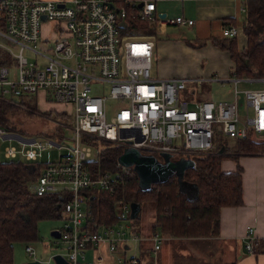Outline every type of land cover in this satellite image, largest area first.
Masks as SVG:
<instances>
[{
  "label": "built area",
  "instance_id": "2783aa9c",
  "mask_svg": "<svg viewBox=\"0 0 264 264\" xmlns=\"http://www.w3.org/2000/svg\"><path fill=\"white\" fill-rule=\"evenodd\" d=\"M142 1L139 6L138 2ZM157 0H0V100L23 105L43 118L46 112L24 102L28 96L43 93L48 99L72 106L68 114L70 145H62L46 133L23 134L0 125V143L4 158L23 160L33 168L47 148H65L54 161L41 162L32 190L36 194L68 190L70 198L62 206L63 223L58 228L59 252L70 264H85L88 248L106 247L108 251L126 252L129 241L139 235L127 234L121 222L130 219V202L119 199V219L112 223H88L89 205L83 191L87 187L111 189L118 173L93 175L90 160L97 148L88 140L107 142L140 153H151L163 161L162 153L171 159L191 157L212 151L221 135L264 142V85L240 89L238 82L261 81L230 74L232 99H198V87L216 74L207 76L158 77L152 72L154 38L133 30L131 22L139 19L149 26L158 24L190 25L192 18L179 14L164 16L157 11ZM44 22H52L48 34ZM238 26H226L223 36H236ZM27 53L31 54L28 58ZM8 60L14 66L10 77ZM184 90L193 93L189 105ZM243 93L246 110L240 113L238 94ZM16 102V103H17ZM251 106L252 113L248 112ZM63 127V126H62ZM62 134L58 139L63 138ZM247 226L244 247L254 252L256 238ZM154 248L160 236H151ZM31 256L34 248L27 244ZM116 256L115 262L138 256ZM141 264H144L140 262Z\"/></svg>",
  "mask_w": 264,
  "mask_h": 264
},
{
  "label": "trees",
  "instance_id": "16d2710c",
  "mask_svg": "<svg viewBox=\"0 0 264 264\" xmlns=\"http://www.w3.org/2000/svg\"><path fill=\"white\" fill-rule=\"evenodd\" d=\"M243 5L241 28L246 36L245 45L239 48L236 36H223L222 33L221 36L211 35L209 39L229 53L232 60L231 74L241 78L256 77L264 72V0H243ZM232 21L234 19L230 18V22ZM133 30L153 38L160 37L155 25L149 26L139 19L131 22L127 32ZM11 107L14 105L0 101V125L23 133L7 124L5 116ZM46 134L55 139L62 135L55 134L54 130ZM87 142L93 143L97 148L96 157L89 162L92 174H119L111 189H84L85 201L89 205L87 222L96 225L118 220L116 202L119 199L139 204L148 202L154 209L152 232H159L167 237L218 235L220 208L243 203L242 168L237 164L235 170L223 171L221 159L231 157L237 161L239 155L264 154V143L252 141L249 135L233 139L230 145H226L219 137L212 151L191 155L194 164L184 170L183 180L196 185L198 192L189 198L180 190L174 174L164 181L152 183L149 189H141L132 167L121 166L117 161L121 153L120 146L91 140ZM222 145L225 147L224 152L218 153ZM40 165L37 162L35 169L23 160L0 158V264H12L13 245L16 241L27 242L39 238V220L64 216L62 206L70 198L68 190L36 194L30 188L39 174ZM137 218L138 215L131 221ZM115 264L133 263L127 259Z\"/></svg>",
  "mask_w": 264,
  "mask_h": 264
},
{
  "label": "crops",
  "instance_id": "0c3cea01",
  "mask_svg": "<svg viewBox=\"0 0 264 264\" xmlns=\"http://www.w3.org/2000/svg\"><path fill=\"white\" fill-rule=\"evenodd\" d=\"M168 6L170 11L167 9ZM156 8L159 13H166L167 17L181 14L184 17L192 18V24L180 26H186L187 31H191L193 38L196 40H206V46L207 42L212 46L209 36H221L222 27L231 24H235L240 28L239 33L236 35L237 46L241 48L245 45L246 36L241 28V19L244 16L243 0H157ZM230 18H233L234 21L230 22ZM160 34L164 33L160 32ZM154 41L155 52L152 72L155 76L172 77L184 74H186L184 76L216 74L217 77L223 79L222 81H228L226 79L231 74L232 60L227 50L224 49V55L220 62H213L204 70L201 68L190 71L189 69L188 73L182 74V72L179 73L173 68L172 64L175 56L171 54L174 51L187 49L186 43L182 40L174 41V39L161 40L160 37L154 38ZM203 72L206 73L202 74ZM203 85L204 83L198 87L197 93L211 99L209 97L211 95L209 90L211 86ZM238 162L242 168L241 195L243 203L220 208L218 235L208 237H167L159 232H152L151 225L154 220V209L149 203H143L140 204L138 218L134 219L130 226V229L139 235V239L135 241L137 243L133 247L134 252L131 256H138L140 262L144 264H212L207 260V251L209 246L210 248L213 247V243L216 241V246L218 247L215 250L216 253L218 250L221 253L223 249H228V252H231L233 257L229 264H264V154L240 155ZM220 166L223 171L236 169L235 162L229 158L221 159ZM141 212L142 214L145 213L146 218L144 220L142 218L139 220ZM247 226L253 227V234L256 238L252 254L247 253L244 247V234ZM153 235L161 237L160 246L157 249L154 248V241L151 238ZM180 239L188 242L186 244L184 242H175ZM219 242L226 243L225 247L222 248ZM189 243H192V246ZM88 249L91 250L92 257L91 260H88L86 251V263L115 264L116 256L120 253L128 256L130 248L126 252L120 250L110 252L105 246L97 250ZM220 253L218 254L220 255Z\"/></svg>",
  "mask_w": 264,
  "mask_h": 264
},
{
  "label": "rangeland",
  "instance_id": "374dc122",
  "mask_svg": "<svg viewBox=\"0 0 264 264\" xmlns=\"http://www.w3.org/2000/svg\"><path fill=\"white\" fill-rule=\"evenodd\" d=\"M167 9L170 11V7L168 6ZM52 22H44L42 25L43 33L45 35L48 34L50 25ZM158 27L160 28L158 32V36H160L161 40L166 39H174L175 40H182L186 43L187 49L174 51L171 55H174V61H173V68L177 70L179 73L182 72L188 73L189 69L190 71L194 69H201L204 70L208 68L209 65H211L213 62H220L222 60V57L224 55V49L218 45H215L213 43L212 46L207 42L206 46V40H196L193 38V34L191 31H187L185 27L180 26L179 24H158ZM160 32L164 34H160ZM156 37V36H155ZM196 40V41H195ZM203 41V42H202ZM0 42H5L2 38H0ZM200 43V44H199ZM28 58H31V54L27 53ZM10 67V77H13L15 75L14 73V66H12V61L8 60ZM206 72H203L202 74H205ZM186 75V74H184ZM181 75V76H184ZM208 74L202 75L207 76ZM155 76V74H154ZM212 84V85H211ZM211 86L209 88L211 95L209 96L213 100H222V99H232V86L233 84L231 81H220L212 78L208 82H204L203 86ZM264 83L261 81H246L245 79H242L238 82V87L240 89H253V88H261L263 87ZM202 86V87H203ZM208 88V87H206ZM183 94L185 96V99L188 101L189 105H193V103L196 101L193 93L189 92L188 90H184ZM196 97L198 99L206 98L207 96H202L199 93H196ZM34 103V106L37 108V110L41 112H46L43 115H47V118H43L36 114L34 110L25 109L23 108V105L20 104V102H17L16 99H14V102L11 101H5L0 100L4 103H10L14 105V107H11L9 110H7L5 118H7V124L9 126L22 131L23 134H28L31 132L35 133H48L54 130V133L57 135L63 134L64 137L60 139H55L56 142L62 144V145H70L71 140L70 137V130L66 129L64 125H68L69 116L68 114H71L72 106L70 103H63V102H57L52 99H48V97H45L43 93H40L38 95L28 96L24 98V102L28 104L29 106H32V101ZM17 102V103H16ZM238 102H239V108L240 113L244 114L246 107H245V100L243 93L238 94ZM244 110V112H243ZM248 112L252 113L251 106L248 107ZM63 126V127H62ZM225 142L226 145H230L232 143V140L235 139L231 136H220ZM252 140V139H251ZM254 141V140H252ZM5 142L0 143V158H4L2 154V149ZM255 142L264 143L262 140H257ZM264 149V147H263ZM66 151L65 148H47L42 151V155L40 159L37 162H48V161H54L58 158V156ZM207 153V152H204ZM201 153V154H204ZM240 156V155H239ZM229 158L230 160H233L235 162V166L237 164L241 167V165L237 161H235L231 157H225ZM5 159H13V158H5ZM16 159H19L17 157ZM34 182L31 183V186H33ZM32 190V187H30ZM148 203V202H145ZM143 212V210H142ZM140 214L139 220L142 218H146L145 213ZM63 218H48V219H41L38 221L37 229H38V239L30 240L27 242L24 241H16L13 245V262L12 264H23L27 261L31 260H38V264H55L54 260L52 259V255L54 253L62 252L63 246L58 241V238H54L51 236L50 232L58 228L63 223ZM125 226V230L127 234L130 233V226L132 225L131 219H125L121 222ZM130 242V249L128 251V256H130L134 252V246L137 242L135 241H129ZM176 243H182L185 244L188 241L185 240H178L175 241ZM193 242V241H189ZM223 247L226 243L219 242ZM29 244L31 245L34 250L36 251V254L34 256H31L27 253L25 250V246ZM209 244V242H208ZM218 244V242H217ZM189 245L192 246V243H189ZM180 247V246H178ZM218 247L216 246V241L213 243V247L210 248L207 251V260H209L212 264H229V261L232 259L231 252H228V249H223L222 252L218 250L217 253L215 250ZM180 249V248H178ZM220 253V255L218 254ZM87 256L88 260H91L92 252L90 249L87 250ZM212 259L214 260L212 262Z\"/></svg>",
  "mask_w": 264,
  "mask_h": 264
},
{
  "label": "water",
  "instance_id": "95a60500",
  "mask_svg": "<svg viewBox=\"0 0 264 264\" xmlns=\"http://www.w3.org/2000/svg\"><path fill=\"white\" fill-rule=\"evenodd\" d=\"M138 5H142V1L138 2ZM162 16L165 13H161ZM224 145L220 147L218 153L224 152ZM163 161H160L155 155L151 153H140L136 148H125L119 154L117 161L121 166L132 167L136 173L138 185L141 189L146 190L155 182H161L166 180L170 175H176L180 190L184 191L189 198L194 197L197 194V186L187 183L183 180L184 170L188 167H192L194 161L191 157H180L177 159H171L169 153H162ZM130 218H135L140 210V204L137 202H130ZM51 236L58 238L60 232L58 228L53 229L50 232ZM52 259L55 264H70V262L60 253H54ZM38 260L27 261L23 264H38Z\"/></svg>",
  "mask_w": 264,
  "mask_h": 264
}]
</instances>
